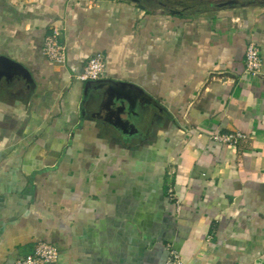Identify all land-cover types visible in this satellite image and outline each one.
<instances>
[{"label": "crops", "instance_id": "obj_1", "mask_svg": "<svg viewBox=\"0 0 264 264\" xmlns=\"http://www.w3.org/2000/svg\"><path fill=\"white\" fill-rule=\"evenodd\" d=\"M227 2L0 0V57L34 82L0 72V264L39 242L52 264H264V6ZM98 53L106 77L76 80Z\"/></svg>", "mask_w": 264, "mask_h": 264}, {"label": "built area", "instance_id": "obj_2", "mask_svg": "<svg viewBox=\"0 0 264 264\" xmlns=\"http://www.w3.org/2000/svg\"><path fill=\"white\" fill-rule=\"evenodd\" d=\"M43 53L48 61L54 64H64L67 59V52L62 42V33L58 28L46 36ZM245 71L252 76H258L262 71V58L260 48L255 43H249L245 51ZM106 57L98 53L93 55L81 74L75 77L81 82H99L106 76ZM212 139L231 147H238L249 140L246 134L235 132L230 134H214ZM170 248V246H169ZM59 256L58 249L47 243L39 242L32 254L18 259L14 264H52L57 261ZM180 263V256L172 252L168 264Z\"/></svg>", "mask_w": 264, "mask_h": 264}, {"label": "water", "instance_id": "obj_3", "mask_svg": "<svg viewBox=\"0 0 264 264\" xmlns=\"http://www.w3.org/2000/svg\"><path fill=\"white\" fill-rule=\"evenodd\" d=\"M137 1V0H134ZM242 3L239 0H229L227 4L237 5ZM0 72L10 79H13L16 75H21L24 79H26L31 85L34 86V82L26 68L22 65L8 59L5 57H0Z\"/></svg>", "mask_w": 264, "mask_h": 264}, {"label": "rangeland", "instance_id": "obj_4", "mask_svg": "<svg viewBox=\"0 0 264 264\" xmlns=\"http://www.w3.org/2000/svg\"><path fill=\"white\" fill-rule=\"evenodd\" d=\"M144 3L154 6V7H161V3L162 4H168V5H172V6H176L179 7L181 6V4H185L186 2H194V0H142ZM213 1H229V0H213ZM239 1H244V2H251V3H255L256 5H261L264 6V0H239Z\"/></svg>", "mask_w": 264, "mask_h": 264}, {"label": "trees", "instance_id": "obj_5", "mask_svg": "<svg viewBox=\"0 0 264 264\" xmlns=\"http://www.w3.org/2000/svg\"><path fill=\"white\" fill-rule=\"evenodd\" d=\"M198 3H199V4H204L205 2H200V1H199Z\"/></svg>", "mask_w": 264, "mask_h": 264}, {"label": "flooded vegetation", "instance_id": "obj_6", "mask_svg": "<svg viewBox=\"0 0 264 264\" xmlns=\"http://www.w3.org/2000/svg\"><path fill=\"white\" fill-rule=\"evenodd\" d=\"M246 2H247V1H246ZM248 2H249V1H248ZM251 2H252V1H251ZM251 2H250V3H251ZM253 2H254V0H253Z\"/></svg>", "mask_w": 264, "mask_h": 264}]
</instances>
